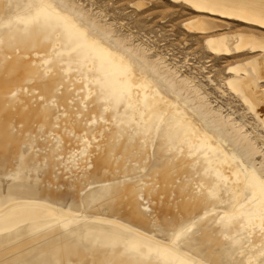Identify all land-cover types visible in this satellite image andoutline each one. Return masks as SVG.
<instances>
[{"label":"bare ground","instance_id":"1","mask_svg":"<svg viewBox=\"0 0 264 264\" xmlns=\"http://www.w3.org/2000/svg\"><path fill=\"white\" fill-rule=\"evenodd\" d=\"M168 1L243 112L99 8L0 0V264H264V0Z\"/></svg>","mask_w":264,"mask_h":264},{"label":"rangeland","instance_id":"2","mask_svg":"<svg viewBox=\"0 0 264 264\" xmlns=\"http://www.w3.org/2000/svg\"><path fill=\"white\" fill-rule=\"evenodd\" d=\"M79 1L86 8H93V10L99 8L106 15L105 19L115 20L117 28L133 31L137 34L134 37L135 42L137 39L145 44L149 43V46L154 45L155 50L164 52L171 60L177 63L184 62L185 64L182 65L185 70L202 75V81L207 83L213 92L210 97L212 100L215 99L225 108H227L225 102L228 101L232 109L234 108L237 112L244 111L239 101L223 86L221 89L224 94H221L204 78L205 75H210L219 84L218 79L221 75H226L223 69L225 62L208 56L201 43V37L189 33L183 26L184 20L191 15V9L188 6L168 0H147V5L142 6L141 9H135L129 6L132 0ZM116 23L121 24L116 25Z\"/></svg>","mask_w":264,"mask_h":264}]
</instances>
